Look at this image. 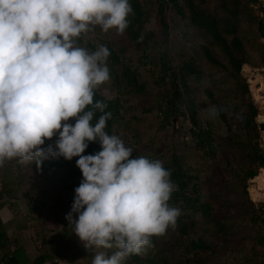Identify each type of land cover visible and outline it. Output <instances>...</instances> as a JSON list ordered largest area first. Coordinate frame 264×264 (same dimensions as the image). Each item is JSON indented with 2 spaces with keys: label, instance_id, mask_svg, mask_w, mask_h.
Returning <instances> with one entry per match:
<instances>
[{
  "label": "clouds",
  "instance_id": "obj_1",
  "mask_svg": "<svg viewBox=\"0 0 264 264\" xmlns=\"http://www.w3.org/2000/svg\"><path fill=\"white\" fill-rule=\"evenodd\" d=\"M133 11L129 0H0V167L79 157L83 178L65 218L86 249L114 250L95 251L92 264L142 255L181 214L163 162L133 156L105 131L111 113L94 95L110 78L109 49L77 44L95 26L124 33ZM90 142L101 150L85 155Z\"/></svg>",
  "mask_w": 264,
  "mask_h": 264
},
{
  "label": "rangeland",
  "instance_id": "obj_2",
  "mask_svg": "<svg viewBox=\"0 0 264 264\" xmlns=\"http://www.w3.org/2000/svg\"><path fill=\"white\" fill-rule=\"evenodd\" d=\"M140 2L145 8L143 30L152 35L147 42V57L142 59L143 54L140 50L133 47L123 33H117L115 29L103 32L99 26H95L93 30L82 34L77 39V44L81 47L86 46L87 42L92 44H98V41L107 42L123 63L137 70L141 80L146 84L143 95L137 96L118 94L113 88L110 78L98 88L106 98L118 97L122 101V108L119 112L122 119L113 128L120 134L126 146H132L139 152L150 155L160 154L165 158H168L172 151L181 153L185 159L183 168L192 175L187 188L192 184L195 185L197 194L200 196L198 201L209 200L211 193H216L217 199L221 203L217 212L223 219L231 220L229 223L231 234L226 235L223 239H209L219 251L210 257L211 261L204 264H239L250 258L262 259L264 244L259 245L254 242L250 223L236 215L237 210L240 209L238 205L232 203L236 195L231 192L224 193L223 187L236 181L231 173V170H237L236 160H229L230 154L224 155L219 146L215 147L213 153H206L198 149L195 146V138L190 132L192 126L185 111L168 118V121L165 122L162 112H158L156 107H152L147 112H140L138 106L155 105L161 99L164 90L166 88L169 90L168 84L158 86L150 84L151 78L148 69L158 72V52L166 50L168 58L175 67L183 60L179 54L180 49H183L185 56L192 57L198 71V77L189 75L187 83L192 87L194 96L204 104L196 105V116L201 128L210 127L215 141L222 140L226 136L225 125L217 117L216 107H220L229 119L231 132L241 134L243 131L241 123L236 114L229 109L230 106L239 103V98L236 97L233 100L232 92H230L232 86L221 81V78L226 76L222 66L227 67V59L215 45L209 44V38L195 29L187 27V20L180 18L170 5L164 6L162 13H159L158 0H140ZM216 2V0H206V5L211 11L216 10L215 12L218 13ZM247 8L254 19L249 25L240 21L239 36L249 56V62L241 65L239 74L244 78L249 98L257 107V115H259L264 111L262 109L264 105H261L264 102L263 100L255 102L250 88L259 79L256 69L261 65L260 58L264 51V39L258 35L255 21L262 22L263 18L259 15L260 11L254 4L248 5ZM163 24L165 33L162 31ZM184 30L187 32L186 34H183ZM262 31L264 32V27ZM201 45L208 46L216 64L206 60L201 49L198 48ZM244 68L246 69L244 70ZM250 79L253 80V84ZM201 86L211 89L217 106L207 101L200 91ZM243 109L242 106H239V110ZM257 115L255 120L259 122ZM262 116L264 117V115ZM259 144L264 148L262 131L259 132ZM76 160L77 157H74V160L70 162L69 170L47 169L46 172H37L36 174L31 173V167L28 164L19 162V167L15 168L13 164L17 162L16 160L8 161L3 167H0L1 225L8 242L12 243L13 241L16 246H22L31 264L36 256L43 253L48 254V258L42 264H92L94 252L104 251L103 249H86L84 242L72 232V227L68 225L65 218L71 210L75 188L79 186L83 178L81 170L76 166ZM21 174H25V181L18 185L12 184V179ZM46 176H54L56 181L52 185H47L41 181ZM71 182L74 183L73 190H65ZM250 182V179L245 180L246 197L255 206H263L264 187L260 190L263 192V197L260 194L261 196L257 195L255 200H252L248 191ZM253 182L256 191L259 184L264 185L263 168L260 169ZM36 183L40 185L36 187ZM169 203L171 205V201ZM182 205L184 204L178 203L175 206L181 209V214L188 213L189 210L184 211ZM184 207L186 206L184 205ZM73 215L74 218H78L77 214ZM193 217L201 223L198 212H194ZM259 232L260 230L257 232L255 229V233ZM166 238L167 232L162 235L159 241L161 246L164 245ZM172 251L176 254L178 250L173 249ZM252 251L257 252L258 257L251 255ZM165 254L171 256L173 253L170 249H166ZM0 264L2 263L0 262Z\"/></svg>",
  "mask_w": 264,
  "mask_h": 264
},
{
  "label": "trees",
  "instance_id": "obj_3",
  "mask_svg": "<svg viewBox=\"0 0 264 264\" xmlns=\"http://www.w3.org/2000/svg\"><path fill=\"white\" fill-rule=\"evenodd\" d=\"M217 9L216 13L211 11L206 5V0H158V12L162 13L164 6L167 4L172 7L176 14L182 19H186L187 27L193 28L196 31L209 38V44L215 45L218 50L227 59V67L222 68L226 72V76L221 78L222 82H227L232 86V98H239V103L230 106V110L236 114L241 127L243 129L241 134H236L230 130V122L227 119L225 112L216 107L217 117L225 125L226 136L221 140L215 141L214 135L211 133V128L205 126L201 128L197 119L196 105L202 106L203 102L198 100L193 94L192 87L187 83V77L192 75L198 77V71L195 67L192 57L184 54L183 49H180V56L183 57L178 66H173L166 50L158 52V72L148 69L151 78L150 84L158 86L160 84H168L169 90L166 88L159 101L155 105H137L140 107V112H147L156 107L158 112H162L165 122L168 118L177 116L182 111L188 115V120L192 129L190 132L194 136L195 146L201 151L213 153L215 147H221L224 155L230 154V159L236 160L238 163L237 170H231L236 181L231 182L223 187L224 193L231 192L235 196L233 200L235 205L240 207L236 215L241 219H246L250 223V230L252 231V239L259 245L264 244V205L255 206V204L246 197L245 180L250 179L251 184L248 191L252 200L260 193L256 191L254 178L258 174L259 168H264V148L259 144V132L263 131L264 135V121L256 122L255 117L258 114L257 107L249 98V92L244 81V78L239 74L241 65L249 62V56L244 48L243 42L240 38L239 24L242 20L248 25L253 22L248 5H253L256 0H216ZM133 8V13L128 16L129 25L124 31L123 35L126 40L131 42L133 47L140 50L143 54L141 58L147 57L148 40L151 34L143 30L145 8L140 0H129ZM258 35L264 39V32L262 28L264 23L255 21ZM165 33V25L163 24ZM162 26V27H163ZM187 32L184 30L183 34ZM104 45L110 51L107 60L109 68L110 79L113 88L118 94H126L128 96L139 94L143 95L146 89V84L141 80V76L135 68L122 62L117 53H115L107 42L98 41V44L86 43L85 48L90 52L95 51L99 46ZM201 49L204 57L212 64H216L211 54L210 49L206 45L198 46ZM140 58V59H141ZM261 65H264V51L260 58ZM145 63V61H143ZM246 68H244L245 70ZM251 84L253 80L250 79ZM250 88V86H249ZM257 86L250 88L251 92L260 99V89ZM200 91L204 94L207 101L217 106L215 96L210 88L201 86ZM102 101L107 107L106 112L111 113V118L106 122L105 131L109 134H120L113 128L117 122L122 119L119 112L122 108V101L118 97L106 98L103 96L99 89L95 91L94 102ZM264 104V103H263ZM261 104V105H263ZM239 106L244 109L239 110ZM90 107V106H89ZM264 109V106H262ZM102 113L96 110L93 125L97 122ZM258 120H264L262 115H258ZM74 123V119L70 120ZM57 137H53L51 141L46 140L45 146L48 143H53ZM214 143V144H212ZM133 156H147L149 159L160 160L163 166L170 170V179L176 186V190L171 196V205L184 204L181 207L188 213H182L176 220L174 227L167 229V238L164 245H160L162 235L153 236L151 240V247L147 249L142 255H133L125 264H204L211 261L210 257L214 256L219 250L210 242V238L223 239L226 235L231 234L230 222L231 220L223 219L217 212L221 204L217 199L216 193L212 192L209 200L203 202L198 201L200 196L194 184L189 188L188 183L192 178L183 168L185 159L181 153L171 152L168 158L160 154H145L139 152L132 146ZM101 150L99 142H90L88 148L83 154H94ZM227 153H226V152ZM79 157H77L78 159ZM74 160H66L60 158H48L43 160L41 166L38 168L33 162L28 163L31 167V173L46 172L47 169H70V162ZM14 167L18 168L20 163L14 162ZM255 176V177H254ZM25 181V174L16 175L12 179V184L18 185ZM43 181L47 185H52L56 180L54 176H46ZM40 184L36 183L38 187ZM74 183L71 182L65 190H73ZM221 188V187H220ZM44 194L43 192H41ZM240 194V195H239ZM1 195V194H0ZM244 196V198H242ZM1 205V204H0ZM1 208V207H0ZM198 212L201 218L199 223L194 217L193 213ZM230 218V217H229ZM255 229L260 230L255 233ZM64 239V238H63ZM58 241V240H57ZM13 245V246H12ZM170 249L171 256L165 254V250ZM177 249L175 254L172 250ZM111 254L114 250H105ZM0 262L2 264H31L22 246L15 245V242L9 243L4 228L0 221ZM251 255L257 256V252L252 251ZM48 258V254H41L33 259L32 264H42ZM239 264H264V257L262 259H246Z\"/></svg>",
  "mask_w": 264,
  "mask_h": 264
},
{
  "label": "built area",
  "instance_id": "obj_4",
  "mask_svg": "<svg viewBox=\"0 0 264 264\" xmlns=\"http://www.w3.org/2000/svg\"><path fill=\"white\" fill-rule=\"evenodd\" d=\"M254 5L258 8L260 11L259 15L263 18L262 23H264V0H256ZM256 74L260 77L261 84L263 85V102H264V65H260L259 68L256 69ZM264 105V104H263ZM258 116V115H257ZM264 120H260L259 122H262Z\"/></svg>",
  "mask_w": 264,
  "mask_h": 264
},
{
  "label": "crops",
  "instance_id": "obj_5",
  "mask_svg": "<svg viewBox=\"0 0 264 264\" xmlns=\"http://www.w3.org/2000/svg\"><path fill=\"white\" fill-rule=\"evenodd\" d=\"M253 74H255V73H253ZM258 75V74H257ZM259 76H257V78H258ZM256 78V77H255ZM256 84H253L252 86L253 87H255V86H257L258 84L262 87L263 85L261 84V80H260V77H259V79H257V81L255 82ZM253 87H251V88H253ZM260 96H261V98L260 99H256L255 97L257 96V94L255 95L254 93H252V97L254 98V100H255V102H260L261 100H263V93H262V88L260 89V94H259ZM260 115H264V111H263V113H261ZM263 132V131H262ZM260 169L261 168H259V171H258V174H259V172H260ZM263 170H264V168H263ZM257 174V175H258ZM257 175H256V177H257ZM255 177V176H254ZM257 183V182H256ZM258 184V183H257ZM264 187V185H258V192L260 193V194H262V197H263V192H260V190L262 189ZM261 196V195H260Z\"/></svg>",
  "mask_w": 264,
  "mask_h": 264
},
{
  "label": "water",
  "instance_id": "obj_6",
  "mask_svg": "<svg viewBox=\"0 0 264 264\" xmlns=\"http://www.w3.org/2000/svg\"><path fill=\"white\" fill-rule=\"evenodd\" d=\"M173 121H174V119H173Z\"/></svg>",
  "mask_w": 264,
  "mask_h": 264
}]
</instances>
